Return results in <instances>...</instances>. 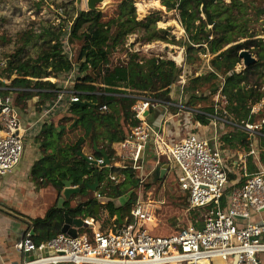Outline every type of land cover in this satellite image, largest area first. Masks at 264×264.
<instances>
[{
    "label": "trees",
    "instance_id": "1",
    "mask_svg": "<svg viewBox=\"0 0 264 264\" xmlns=\"http://www.w3.org/2000/svg\"><path fill=\"white\" fill-rule=\"evenodd\" d=\"M161 1L169 11L179 12V21L187 34V41L183 46L188 62L195 64L201 59V55L212 57L210 68L205 66L200 71L196 70V76L190 78L182 91L184 104L189 107L196 106L197 102L207 103L205 108L193 112L194 119L207 126L211 123L212 116H223L224 111L234 116V121L238 124L264 118V110L260 112H263V116L251 114L252 106L264 99V41L253 39L255 36L250 33L251 19L248 14L249 10L254 9L257 18L264 15V3L255 6L254 1L232 0L230 4H226L222 0H205L206 9L214 22L213 27L208 28L200 15L203 0ZM120 12L119 18L106 22L102 19L101 12L79 11L70 20L72 26L69 42L74 53L72 59L62 45V37L66 33L63 26L43 28L39 34L34 31L24 32L19 39L22 46L6 57L7 67L0 71V77L11 81L9 86L3 82L1 85L14 89L17 106L23 104L26 107L27 101L37 97L39 111L43 102L54 100L61 90L57 83L42 79H58L74 70L78 71L71 89L78 93L81 102L73 104L65 115L56 116L42 127L38 139L43 158L34 165L32 175L42 184L53 185L58 191V197L64 188V181H74V185H78L82 189L81 193L85 194L86 191H91L89 187L96 179L101 184L110 173L125 176V181L117 185V189L110 187L108 193L113 197L128 194L125 203L116 206L115 202L109 200L104 205L117 225L120 224L117 213L121 214V220L125 219L136 203L133 189L140 186V181L136 178L137 171L107 167L100 169L89 163L83 150L90 149L97 159L105 156L112 158L113 145L123 141L131 128L138 124L137 120H133L132 112V107L138 101L136 97L151 96L162 105L171 102L172 89L182 72L174 61L147 58L138 52L127 53L126 60L121 61L116 53L120 46H125L126 37L133 33L136 17L132 2L127 0L122 2ZM157 22L158 20L148 24L141 23L139 28L150 30L156 27ZM160 39L157 33L148 35L149 42ZM35 40L42 43L38 57H26V47ZM241 40L246 41L240 42ZM75 46H78L77 52L74 51ZM243 50L251 52L257 58V63L238 72L237 67L242 64L240 53ZM14 74L15 77H12ZM220 89L227 103L223 110L216 112L214 98ZM103 106H107L108 111L103 112ZM59 116L62 118L55 121ZM71 132L76 139L69 142L67 137ZM262 133L264 146V128ZM240 136L224 134V147H234L235 140L247 147V136L243 133ZM148 151L149 156L153 157L152 146ZM261 159L264 163V152ZM252 161L251 158L248 163L249 173L256 169ZM85 177L88 179L85 180ZM235 178L236 175L230 174L231 181ZM157 179L160 180L159 175ZM108 185L112 186L110 181ZM122 186L124 189L120 190ZM102 193L104 194L103 190ZM75 196L78 194L66 202L63 209H57L55 205L45 217L34 220L36 234L32 238L35 243L51 240L60 234L66 213L74 216L86 208L90 216L98 217L95 213L97 202L90 199L74 206ZM180 229L178 227L169 234H156L162 233L160 230L153 233L156 236L173 235Z\"/></svg>",
    "mask_w": 264,
    "mask_h": 264
},
{
    "label": "built area",
    "instance_id": "2",
    "mask_svg": "<svg viewBox=\"0 0 264 264\" xmlns=\"http://www.w3.org/2000/svg\"><path fill=\"white\" fill-rule=\"evenodd\" d=\"M71 26L62 37V45L72 59L74 53L69 42ZM6 67L0 62V71ZM69 75L75 77L78 71L74 70ZM1 82L9 86L11 81L0 77V176H4L20 164L27 134L34 126L38 125L40 133L45 124L81 100L78 93L68 86L60 87L54 100L41 104L37 123L25 128L15 102L14 89L2 86ZM179 85L183 91L185 83ZM136 98L138 101L132 107V112L133 120H137L138 124L131 128L123 141L113 145V157L107 156L109 164H106L105 157L97 159L88 154L86 158L100 169L137 171L136 178L140 185L169 164L165 176L172 171L176 173L180 191L188 195V210L194 213L192 222L181 227L176 234L156 236L150 227L156 219V208L154 204L139 198L125 223L115 225L109 231L96 228L99 221L89 216L82 219L91 228V233H78L76 238L60 233L51 240L37 244L33 241V234L27 233L19 244V250L27 259L29 254L33 258L22 264H215L216 261L261 264L264 254V164L259 148L264 118L238 124L225 120L221 114H215L211 120L214 131L209 137L210 131L206 126L186 118L183 124L186 136L177 141L171 125L175 117L181 114L171 116L166 113L170 102L164 103L165 110L160 111L161 124L157 127L151 115L160 110L161 102L147 95ZM214 102L216 112L223 110L227 101L221 95V89ZM172 105L180 113L185 111L194 115L193 112H197L188 109L182 97ZM101 110L106 112L108 107L103 106ZM262 110L264 99L252 106L251 114L257 116ZM226 125L240 127L249 135L251 143L248 152L240 155L239 162H232L235 154L224 147V134L221 131ZM151 146L155 165L148 170L146 164ZM162 152L167 155L164 161L160 160ZM251 157L256 169L248 173V158ZM237 163L244 173L231 181L230 174L238 175L233 170ZM125 179L123 175L110 173L107 180L99 185L96 198H104L102 190L105 183L108 186L110 181L117 186Z\"/></svg>",
    "mask_w": 264,
    "mask_h": 264
},
{
    "label": "rangeland",
    "instance_id": "3",
    "mask_svg": "<svg viewBox=\"0 0 264 264\" xmlns=\"http://www.w3.org/2000/svg\"><path fill=\"white\" fill-rule=\"evenodd\" d=\"M87 1L88 0H0V62H3L5 65H7L8 60L6 57L14 53L17 48L22 46V43L19 42V39L24 32L34 31V33L39 34L42 32L43 28H49L50 26L56 28L63 26L64 31L69 29L70 25L72 24L70 20L73 19L79 11L89 10L88 5L85 6ZM123 1L124 0H104L103 3L97 5V11L102 13V19L106 22L112 19H117L120 17L121 5ZM157 1L160 3L161 7H155L153 4L154 0L128 1L132 2L133 8L135 10L136 18L133 25L134 31L132 34L126 37L125 46H120L118 48L119 52L116 53V56L119 57L121 61H123L126 60L127 53L138 52L147 58L157 57L161 60L173 61L171 54L177 55L180 53L182 54L183 60L181 65L174 61L178 68L182 69L180 79L176 85L183 82L186 84L191 77L196 76V70L200 71L205 66L209 67L212 57H209V55H201V59L197 60L195 64L188 62L186 49L183 46L187 41V34L179 21V12L176 10L169 11L167 7L162 5L161 0ZM222 1L226 4H230L232 2V0ZM243 1H254L255 6H259L260 3H264V0ZM201 8L202 6L200 7L201 18L205 21L208 28H212L213 26L211 27L208 25L206 17L202 13ZM248 14L251 19L250 33L255 36L253 39H262L264 41V15L257 18L255 16L254 9L249 10ZM155 20H158L156 27L151 28L150 30L139 28L141 23L148 24L150 21ZM176 23L180 25V27L183 29V32L177 27ZM154 33H157L161 39L149 42L148 35ZM244 41L246 40H241L240 42ZM41 44L42 43L40 41L35 40L30 45H28L25 50L26 57L37 58L41 51ZM166 47H169V49L167 50ZM122 48H124V51H121ZM77 49L78 46H75L74 51L77 52ZM245 68L246 67L242 61V64L237 67V70L238 72H241ZM76 77L77 76L71 77L69 74H67L61 76L58 79L52 77L44 78L42 80L57 83L60 87L68 86L69 88H72ZM18 106L22 107L23 104ZM206 106L207 103L197 102L196 106L187 107L203 109ZM23 109L24 107L22 110ZM175 113L176 111L170 110V114ZM177 114H181L183 118V120L181 119L180 121L175 120V123H179V125L173 126V133L177 136L176 140L179 141L181 138L186 136V129L183 126L185 121L184 118L192 119V121L195 119L193 115L184 114V112L180 113L179 110ZM260 115L263 116V112L258 114V116ZM222 117L229 122H235L234 116H230L229 114H223ZM61 118L62 116H59L55 121H58ZM221 133H233L239 137H241L240 135L243 133L247 136V147L241 145L240 142H236L235 140L233 142L234 147L230 148V150L235 154V157L231 161L239 162L240 155L248 152L249 143H251L249 140V135L244 132L242 128L231 125H226ZM209 136H211V131L208 133V137ZM67 138L69 142L76 139L74 133L72 132ZM259 150L262 157L264 146L262 145L261 141ZM251 158H248V163H250ZM237 164L238 165H236L233 170L234 172H237L238 175L236 176H240L244 172L242 171L241 174L239 163ZM153 166L154 160L149 159L148 163L146 164V168L150 170ZM247 169H249V166H247ZM247 172L249 173V170H247ZM159 173H154L147 180V182H145V184L140 185L138 189H133V191H135L136 194V202L139 198H141L147 203L149 202L154 204L156 208V219L154 223L150 224L153 232L155 233L157 230H160L162 233L156 232V234H169L178 229V227H184L190 224L194 218V213L189 212L188 210V195L180 191L177 184L176 173L173 171L170 172L167 177L165 176V179L163 180L164 182L157 179V175L160 176ZM119 189H124V186ZM87 196H92V192L86 191L85 194H78V197L82 198H86ZM127 197L128 194H123L120 201H126ZM74 204L75 203H73V205ZM83 217H85V215ZM98 221L100 223L107 221V214L103 212Z\"/></svg>",
    "mask_w": 264,
    "mask_h": 264
},
{
    "label": "crops",
    "instance_id": "4",
    "mask_svg": "<svg viewBox=\"0 0 264 264\" xmlns=\"http://www.w3.org/2000/svg\"><path fill=\"white\" fill-rule=\"evenodd\" d=\"M181 94V85H175L171 92V105L167 106L168 109L166 108L167 114H170V110L176 111L175 114L178 113L177 107L172 104H175L179 100H181ZM38 102L39 98L36 97L32 100L27 101V105L26 107H24L23 110V106H18V112L21 119V123L25 128H27L28 126L35 125L37 123L40 114V111L38 109L39 106L37 105ZM163 109L165 110V105H162L160 110L154 111V113H152L151 115V120L153 123H155V126L157 127H160L162 120V113H160V111H162ZM188 109L193 110V108ZM175 114H171V116H175ZM184 114L189 113L184 111ZM181 119L183 120L182 115L175 117L171 125L172 130L173 126L179 125V123H175V120L180 121ZM184 119L186 120V118ZM206 127L209 129V131H211V133H213L214 128L212 127L211 123ZM38 129V125H36L27 134L25 142V151L20 164L11 173L4 176H0V264H22L27 260V257L19 250V244L22 242L23 238L26 236L27 233L30 232L31 234H33V236H35L36 233L34 229V220L37 218L45 217L47 212L53 206L56 205L57 207L58 200L62 195L61 193L60 197H58V191L53 185L42 184L39 182V180H36L32 175V169L34 165L43 158L41 143L38 139ZM83 154L84 156L91 154V150L85 148L83 150ZM153 158H155L154 155L153 157H150L148 154L147 163L149 159ZM153 167H151V169ZM159 178L161 181L165 179V177L161 178L160 176ZM105 185L106 186L103 189L104 198L102 200H98L96 198V194L99 190L98 188L96 192L91 191L92 196H87L86 198L75 196L73 199V203H75L74 205L77 206L79 204H84L88 202L90 199L97 202L99 205V213L97 214L98 217L95 218H97L98 220L102 216V213L105 212L107 214V221L102 223L99 222V225H97L96 228L100 227L104 231H109L113 229L115 225H117V223L115 222L114 218L112 219L110 217V214L104 208L105 203L109 200H112L113 202H115L116 206H121L125 201H120L121 196L117 195L113 197L108 195L109 188H114V184H112V186H107V183H105ZM73 196L71 197V199L73 198ZM88 208H90V206H88ZM118 214L120 213H117V218L120 221L119 225H122L125 223L126 218L128 216L125 219L121 220V214L120 216H118ZM84 215L85 217L90 216L89 210L86 208L81 213H77L76 215L74 214V216L72 217L82 219L85 218L83 217ZM78 233L90 234L91 228H80L78 229ZM215 263L234 264L233 262L221 261H217ZM261 264H264V254L261 256Z\"/></svg>",
    "mask_w": 264,
    "mask_h": 264
},
{
    "label": "water",
    "instance_id": "5",
    "mask_svg": "<svg viewBox=\"0 0 264 264\" xmlns=\"http://www.w3.org/2000/svg\"><path fill=\"white\" fill-rule=\"evenodd\" d=\"M104 0H88L87 1V5H88V9L87 11H97L98 4L103 3ZM130 1V0H127ZM206 1L203 0V4H202V8L201 11L202 13L205 15L206 17V21L208 23L209 26H213L214 22L212 20L211 14L207 11L206 9ZM166 49L168 50L169 47H166ZM240 57L243 61L244 66L247 68L249 66L255 65L257 63V58L255 56L252 55L251 52L247 51V50H243L240 53ZM264 92V90H263ZM95 149H97V147L95 146ZM105 160H106V164H109V158L107 156H105ZM169 169V164H165L163 166V168L160 170V177L164 178L167 171ZM64 190L62 192L61 197L58 200V205L57 208L58 209H63L64 205L67 201H69L71 199V197L74 194H80L82 192V189L77 187L74 188V181L69 180V181H64ZM100 182L98 179L95 180L94 184L91 185L89 187V189L91 191L96 192L99 188ZM117 187L114 186V189H116ZM98 209H99V205L96 206V211L95 213L98 214ZM118 216H120V214H118ZM87 227L86 223L83 221V219L81 218H73L72 216H70L68 213L65 214V223L64 226L62 228V233L67 234L73 238H76L78 236V229L80 228H84ZM34 255V254H32ZM33 257L31 256V254H29V258L27 259V261L31 260Z\"/></svg>",
    "mask_w": 264,
    "mask_h": 264
},
{
    "label": "bare ground",
    "instance_id": "6",
    "mask_svg": "<svg viewBox=\"0 0 264 264\" xmlns=\"http://www.w3.org/2000/svg\"><path fill=\"white\" fill-rule=\"evenodd\" d=\"M141 4V3H140ZM153 4H154V6L155 7H161V5H160V3L157 1V0H154V2H153ZM87 4H85V6H86ZM142 5V4H141ZM152 5V4H151ZM142 11V10H141ZM176 25H177V27L180 29V30H182V32H183V29L180 27V25L178 24V23H176ZM175 27V26H174ZM171 57H172V59H173V61H176V62H178L180 65H181V63H182V54H177V55H172L171 54ZM167 159V155H166V153H164V152H162L161 154H160V160L161 161H164V160H166Z\"/></svg>",
    "mask_w": 264,
    "mask_h": 264
}]
</instances>
